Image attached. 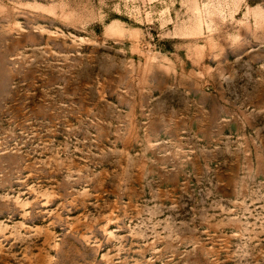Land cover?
<instances>
[{
	"label": "rangeland",
	"instance_id": "374dc122",
	"mask_svg": "<svg viewBox=\"0 0 264 264\" xmlns=\"http://www.w3.org/2000/svg\"><path fill=\"white\" fill-rule=\"evenodd\" d=\"M0 264H264V0H0Z\"/></svg>",
	"mask_w": 264,
	"mask_h": 264
}]
</instances>
